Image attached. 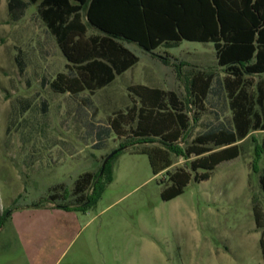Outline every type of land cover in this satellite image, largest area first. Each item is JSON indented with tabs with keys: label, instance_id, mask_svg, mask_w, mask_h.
<instances>
[{
	"label": "rangeland",
	"instance_id": "374dc122",
	"mask_svg": "<svg viewBox=\"0 0 264 264\" xmlns=\"http://www.w3.org/2000/svg\"><path fill=\"white\" fill-rule=\"evenodd\" d=\"M22 1L17 14L0 0V219L11 211L0 229V264H264V224L258 227L254 212L259 208L264 222V158L259 172L253 169L261 131L201 182L194 180L204 172L192 170L194 156L172 154L169 172H188L192 180L170 201L162 199L167 173L154 175L149 155L129 146L112 160L113 181L94 206L64 215L48 207L75 204L80 176L97 174L107 155L133 142L128 126L125 137L109 129L110 118L132 106L131 85L174 90L185 103L194 74L214 75L197 121V108L186 105L185 142L230 126L232 111L212 43L182 41L147 52L122 41L139 62L114 82L94 93L55 92L50 83L74 70L41 19L39 2ZM82 20L87 24L85 12ZM96 34L88 25L87 36Z\"/></svg>",
	"mask_w": 264,
	"mask_h": 264
},
{
	"label": "trees",
	"instance_id": "16d2710c",
	"mask_svg": "<svg viewBox=\"0 0 264 264\" xmlns=\"http://www.w3.org/2000/svg\"><path fill=\"white\" fill-rule=\"evenodd\" d=\"M30 1L39 2L41 19L56 38L68 67L74 70L73 74H58L50 83L61 94L94 93L136 65L139 57L122 41L136 43L147 52L176 47L182 41L213 44L217 66L225 73L223 86L232 111L230 126L212 128L185 142L190 132L186 105L197 108L194 116L197 121L198 113L205 108L214 79L212 73L191 77L185 103L174 90L132 85L128 88L132 106L109 120V129L116 136L125 137L126 126L131 132L133 142L120 148L136 146V152L149 155L154 175L167 173L169 184L164 183V201L183 194L192 180L188 172H169L172 154L186 159L194 156L190 163L192 170H204L194 180L201 182L210 178L217 165L241 155L242 143L253 133L264 132V0ZM23 7L22 0H9L12 13L19 14ZM82 12L87 24L82 20ZM88 25L98 34L87 36ZM256 76L261 79L251 80ZM123 151L108 161L102 175L100 169L97 174L87 172L80 176L73 192L79 195L75 204L57 206L76 211L94 206L105 185L113 181L112 160ZM254 156L253 169L259 172L264 141L255 145ZM260 184L264 192V166ZM50 198L57 200L55 195ZM254 212L258 227H262V211L255 207ZM10 213L6 211L0 219V229ZM261 246L264 253V238Z\"/></svg>",
	"mask_w": 264,
	"mask_h": 264
},
{
	"label": "crops",
	"instance_id": "0c3cea01",
	"mask_svg": "<svg viewBox=\"0 0 264 264\" xmlns=\"http://www.w3.org/2000/svg\"><path fill=\"white\" fill-rule=\"evenodd\" d=\"M135 66V65H134ZM132 68V67H131ZM129 70V69H128ZM127 70V71H128ZM126 71V72H127ZM125 73V72H124ZM122 75V74H121ZM118 77V76H117ZM116 77V78H117ZM115 81V80H114ZM113 81V82H114ZM133 85H145V86H148V87H152V86H149V85H147V84H145V83H142V84H133ZM132 86V85H131ZM152 88H160V87H152ZM161 89H163V88H161ZM166 90V89H165ZM49 208H52L53 209V211H58L57 213H59V214H74V212H79V211H76V210H67V209H63V208H60V207H55V206H53V205H50V206H48ZM57 208V209H56Z\"/></svg>",
	"mask_w": 264,
	"mask_h": 264
},
{
	"label": "water",
	"instance_id": "95a60500",
	"mask_svg": "<svg viewBox=\"0 0 264 264\" xmlns=\"http://www.w3.org/2000/svg\"><path fill=\"white\" fill-rule=\"evenodd\" d=\"M126 147L123 148H118L116 150H114L113 152H111L109 155H107V157L104 159L103 164L101 166V171H100V175L103 174L105 168H106V164L108 163V161L114 156L116 155L120 150H124Z\"/></svg>",
	"mask_w": 264,
	"mask_h": 264
}]
</instances>
